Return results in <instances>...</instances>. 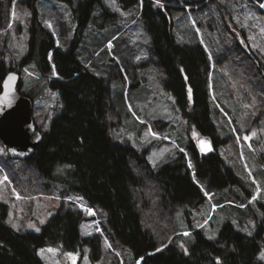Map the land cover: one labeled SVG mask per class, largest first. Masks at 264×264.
I'll return each instance as SVG.
<instances>
[{"label": "rangeland", "instance_id": "374dc122", "mask_svg": "<svg viewBox=\"0 0 264 264\" xmlns=\"http://www.w3.org/2000/svg\"><path fill=\"white\" fill-rule=\"evenodd\" d=\"M87 1L73 0L72 5L57 0L38 1L43 28L53 34L65 51L77 39L83 15L79 9ZM103 1L104 7L97 5L92 13L91 24L79 41L77 54L92 73L109 83L112 105L120 122L112 131L113 138L139 152L147 151L148 161L155 170L184 154L187 166L194 173L188 146L194 144L199 150L202 137L165 87L166 74L152 56V40L141 17L142 4L126 10L117 0ZM152 1L175 7L171 17L179 44H202L210 55L212 118L217 128L218 154L224 170L232 172L235 183L222 192L209 193L202 187L206 203L201 208L175 209L168 221L171 224L163 230L167 235L170 226L183 249L194 241L190 226L202 229L211 240L219 237L227 223L250 237L258 231L264 237V98L260 99L255 91L252 70L243 65V60H253L264 75V3L159 0L158 4L157 0ZM25 2L0 0L5 19L8 17L6 29L0 30V38L5 42V58L21 76L23 92L33 98L35 123L45 132L60 113V94L47 87L36 64L20 67L30 52L33 28V14ZM189 110L192 111V106ZM245 136L250 139H244ZM10 158L0 142V202L10 207L11 223H8L11 227L17 226L13 229L40 233L41 227L63 203L72 204L87 218L82 226L83 236L102 235L104 250L113 251L120 264L131 260L128 253L114 249L105 236L102 217L97 212L90 217L84 209L91 207L81 197L71 194L64 198L56 186L48 191L23 161ZM60 173L65 175L66 170L60 169ZM69 253L58 245L41 249L39 255L45 264H103V261L93 263L88 249L82 255ZM259 259L264 263L261 254Z\"/></svg>", "mask_w": 264, "mask_h": 264}, {"label": "trees", "instance_id": "16d2710c", "mask_svg": "<svg viewBox=\"0 0 264 264\" xmlns=\"http://www.w3.org/2000/svg\"><path fill=\"white\" fill-rule=\"evenodd\" d=\"M38 1L25 2L33 14V28L30 52L20 67L36 64L47 87L59 92L61 109L49 131L41 132L37 126L43 140L34 155L22 163L48 191L56 186L64 198L71 194L81 197L93 208L102 217L105 236L114 249L130 255L127 264H217V260L219 264H264L259 259L264 245L260 231L250 237L227 223L219 237L211 240L202 229L190 226L194 241L187 246V253L177 243L178 236L170 226L165 234L163 228L171 224L168 221L175 209L201 208L206 203L202 187L213 193L234 186L232 172L224 170L217 151L204 157L194 144L188 146L194 173L187 166L184 154L155 170L148 161L147 151L139 152L115 140L112 131L120 122L112 105L109 83L92 73L77 54L95 7H104V1L88 0L81 5L79 10L83 15L77 39L66 51L43 28ZM57 1L73 4V0ZM253 1L264 3V0ZM117 2L126 10L142 4L141 17L152 40V56L166 74V89L173 94L196 133L215 140L218 149L210 91L212 65L207 49L202 44L177 42L171 17L175 7L157 5L152 0ZM7 21L0 7V30L6 29ZM2 40L0 94L6 77L16 70L5 58L6 46ZM246 60L243 61L249 64L243 62V65L252 70L255 91L263 99L264 75L253 60ZM22 85L20 81V93L32 100V96L23 92ZM189 106L192 111H188ZM60 169H65L66 174H59ZM9 218V205L0 202V264H45L40 250L58 245L81 255L88 249L93 263L120 264L113 251L104 250L102 235L83 236L82 226L87 218L72 204L63 203L40 233L16 231L9 225Z\"/></svg>", "mask_w": 264, "mask_h": 264}, {"label": "water", "instance_id": "95a60500", "mask_svg": "<svg viewBox=\"0 0 264 264\" xmlns=\"http://www.w3.org/2000/svg\"><path fill=\"white\" fill-rule=\"evenodd\" d=\"M21 76L11 72L0 94V142L13 160L24 161L34 155L43 140L34 120V102L19 91ZM203 155L215 152L209 138L199 140ZM203 145V146H202Z\"/></svg>", "mask_w": 264, "mask_h": 264}, {"label": "snow or ice", "instance_id": "6c2138e0", "mask_svg": "<svg viewBox=\"0 0 264 264\" xmlns=\"http://www.w3.org/2000/svg\"><path fill=\"white\" fill-rule=\"evenodd\" d=\"M157 3L159 4V0H157ZM48 26L51 27V24H49ZM189 91H191V89H189ZM252 135L255 136L256 133L253 131L252 132ZM244 139H250V137L249 136H245ZM5 179H7V177H5ZM253 200H255V197H253ZM85 211H87L89 214H92V210L91 209H85ZM9 223H11V221H9ZM31 226L32 225H30V227ZM12 227L16 228L17 226L15 224H12ZM17 230H18V228H17ZM36 230L39 231V229H36ZM248 234L251 235L250 232ZM185 235H188V233H185ZM108 246L111 247V245H108ZM185 253H187V249H185ZM69 255H71V253H69ZM261 258H264V253H261ZM73 260H75V257H73ZM217 264H219V261L218 260H217Z\"/></svg>", "mask_w": 264, "mask_h": 264}, {"label": "flooded vegetation", "instance_id": "af4514ba", "mask_svg": "<svg viewBox=\"0 0 264 264\" xmlns=\"http://www.w3.org/2000/svg\"><path fill=\"white\" fill-rule=\"evenodd\" d=\"M202 138H203V137H202ZM211 141L213 142V145H214V147H215V140H212V139H211ZM218 150H219V148L217 149V148L215 147V152H214V153H210V154H208V155H203V154L201 153L200 149H199L200 154H201L202 156H204V157L210 156V155H212V154H216V151L218 152Z\"/></svg>", "mask_w": 264, "mask_h": 264}, {"label": "built area", "instance_id": "2783aa9c", "mask_svg": "<svg viewBox=\"0 0 264 264\" xmlns=\"http://www.w3.org/2000/svg\"><path fill=\"white\" fill-rule=\"evenodd\" d=\"M263 8H264V6H263ZM85 209H91V210H92V214H89V213L86 211L90 217H92V216H96V211H95L93 208H85ZM85 209H84V211H85Z\"/></svg>", "mask_w": 264, "mask_h": 264}]
</instances>
